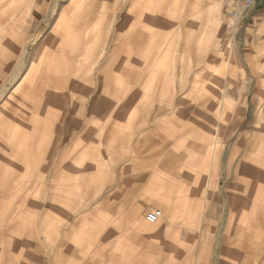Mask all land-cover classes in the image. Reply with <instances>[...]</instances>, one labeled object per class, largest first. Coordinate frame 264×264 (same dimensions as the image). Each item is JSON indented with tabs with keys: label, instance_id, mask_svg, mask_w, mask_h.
I'll list each match as a JSON object with an SVG mask.
<instances>
[{
	"label": "crops",
	"instance_id": "obj_1",
	"mask_svg": "<svg viewBox=\"0 0 264 264\" xmlns=\"http://www.w3.org/2000/svg\"><path fill=\"white\" fill-rule=\"evenodd\" d=\"M184 1L116 0L121 14L113 49L116 57L139 58L130 64L135 69L130 71L141 80L125 85L114 73L116 82L103 89L113 94L103 101L105 114L97 122L103 125L99 137L104 136L74 140L72 133L66 150L77 151L76 158L84 160L91 173L86 177L76 173L62 185L57 182L60 190L53 202L59 212L45 227L47 247L39 251L46 254L43 259L36 256L39 259L31 264H264V0L247 10L241 0H192L194 10L188 16L192 13V31L197 28L198 34L155 36L154 11H177L187 20ZM228 34L239 61L238 67H229L221 88L229 92L223 106L241 114L236 131L234 116L229 120V150L242 151L237 180L231 183L235 195H229L227 182L229 155L225 153L223 164L217 137L210 140L187 129L175 107L158 116L138 115L137 110L186 105L185 96L178 99L177 94L187 90L190 97L202 89L201 77L214 72L207 65L189 73L191 82L184 89L185 78L180 76L186 73L176 71L178 60L187 50L199 55L220 53ZM98 43L97 38L87 37L77 70L67 67L89 82L83 84L89 91H102L90 83L94 62L101 56L94 47ZM126 91L129 95L121 106L118 98ZM100 100L101 96L94 99ZM138 124H149L142 133L146 151H136L143 145L137 142ZM122 131L129 135L128 142V136L122 140ZM156 208L162 216L151 222L147 213ZM3 241L0 264H26L17 253V247L26 243L16 238L10 242L9 237Z\"/></svg>",
	"mask_w": 264,
	"mask_h": 264
},
{
	"label": "rangeland",
	"instance_id": "obj_2",
	"mask_svg": "<svg viewBox=\"0 0 264 264\" xmlns=\"http://www.w3.org/2000/svg\"><path fill=\"white\" fill-rule=\"evenodd\" d=\"M191 1L183 2L188 5L183 6L187 20L179 17L177 11L165 13L164 10H155L151 22L154 35L187 38V35L198 34L199 29L192 31L195 27L192 13L191 17L188 16L194 10ZM120 14L116 0H0V244L4 237H9L10 242L16 238L26 243L23 247L19 245L16 251L26 264H31L39 256L43 259L46 254L39 251L41 246L43 249L47 247L45 227L55 217V212H59V205L53 202L55 192L60 190L56 188L57 182L62 185L76 173L83 177L91 173L85 161L76 158L77 151L66 150L72 133L74 140L82 137L88 141L99 137V128L103 125L97 122L105 114L103 101L113 94V91L103 89L104 85L112 86L116 82L114 73L125 85L141 80L130 71L134 69L130 64L139 58L129 59V54L125 58H119L121 55L118 54L116 57L113 49ZM132 34L135 35L134 32ZM87 37L99 40L94 47L97 46L101 56L94 62V81L90 83L102 91H89L83 86L89 82L73 73L80 64V50ZM224 39V48L218 54L199 55L187 50L185 56L178 60L176 71L186 73L180 76L185 78L184 89L191 82L189 73L204 70L207 65L214 72L201 77L202 89L191 93L190 97L187 90L177 94L178 99L185 96L186 105L164 108L155 105L148 111L141 107L137 110L138 115L158 116L175 107L187 129L190 127V130L197 131L196 135H206L208 139L217 137V151H224L223 164L225 153L229 155L227 182L229 195L233 192L235 195L237 189L235 186L232 192L231 183L237 180L235 175L241 168L242 151L229 150L232 134L229 120L234 116L236 131V122H240L241 114L236 116L223 106L222 101L229 98V92L225 94L221 88L226 84L227 70L233 65L238 67L239 61L231 51L229 34ZM139 55L144 58L146 54H134ZM89 63L92 67L93 60ZM53 65L61 70H53ZM71 65L74 66L72 73L67 69ZM128 95L129 92H122L118 98L121 106ZM98 96L102 100L94 101ZM218 114L225 118L219 120ZM190 117L196 124L190 121ZM43 121L52 124L46 125ZM148 125L136 126L135 132L141 133L137 142L143 143L136 151H146L142 133ZM122 132V140L128 136V142L129 135Z\"/></svg>",
	"mask_w": 264,
	"mask_h": 264
},
{
	"label": "built area",
	"instance_id": "obj_3",
	"mask_svg": "<svg viewBox=\"0 0 264 264\" xmlns=\"http://www.w3.org/2000/svg\"><path fill=\"white\" fill-rule=\"evenodd\" d=\"M258 0H241L244 10L252 8ZM162 216V210L160 208L153 209L147 213V219L151 222L157 221Z\"/></svg>",
	"mask_w": 264,
	"mask_h": 264
}]
</instances>
